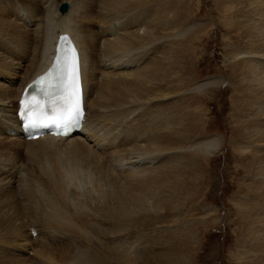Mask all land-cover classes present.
<instances>
[{"label":"bare ground","instance_id":"bare-ground-1","mask_svg":"<svg viewBox=\"0 0 264 264\" xmlns=\"http://www.w3.org/2000/svg\"><path fill=\"white\" fill-rule=\"evenodd\" d=\"M181 1L68 0L63 14L46 8L39 34L33 8L0 0V264H99L107 256L116 264L184 263L183 251H158L148 260L134 240L118 242L129 234L127 226L170 212L182 216L178 201L195 180L199 151L211 155L224 143L217 135L203 136L193 114L169 102L182 94L197 61L192 49L198 31L191 28L198 20H187ZM220 2L235 38L226 49L228 82L242 113L240 137L231 143L242 164L234 201L236 260L264 264V0ZM10 11L14 19L6 16ZM61 33L69 34L79 56L84 131L24 140L16 119L20 94L48 68ZM31 36L41 47L37 65ZM209 85L213 81L193 90ZM122 123L123 132L113 134ZM183 223L170 231L189 236L185 246L191 248L195 228L181 232Z\"/></svg>","mask_w":264,"mask_h":264},{"label":"rangeland","instance_id":"rangeland-1","mask_svg":"<svg viewBox=\"0 0 264 264\" xmlns=\"http://www.w3.org/2000/svg\"><path fill=\"white\" fill-rule=\"evenodd\" d=\"M22 1L24 6L33 8L37 15H35L37 20L35 24L41 27L42 30L39 34H42L44 24L41 23H44L46 8L51 6L57 10L61 2L68 0ZM182 6L188 14L187 20L189 22L198 20V24L191 28L198 31L192 49L196 52L195 57L191 52L192 50L190 51V55L197 61L186 76L187 82L184 83L183 92L180 95L183 96H173L169 102L172 103V106L181 107L184 113L193 114L195 124L200 127L203 136L217 135L222 137L224 143L220 149L211 155L203 156L200 155L199 151L197 160L200 166L197 165L195 169V180L191 182L188 191H183L186 193L178 201L179 210L177 209V213L182 214V216H175L176 214L170 212L167 213L165 219L157 218L158 221L150 220L127 226L129 227V234H122L118 242L127 245L134 240L136 247L140 248L139 251H145L144 255L149 257L148 260H151V256H156L152 253L169 250L170 253L183 251L185 256L181 258L184 263L181 264H239L236 255L239 254L240 232L234 222L237 213L234 201L238 196V182L242 178V175H237V173L242 170V164L241 153L235 151L231 143L240 137L238 136V128H240L241 123L237 119L242 113L240 96L234 91L232 84L228 82L231 77L232 63L226 54L228 42L234 41L235 38H231L229 30H227L228 26L224 24L221 13L224 3H221L220 0H182ZM9 13L6 16L14 19L15 14L12 11ZM27 27L29 26L27 25ZM28 29L31 30L30 27ZM31 37L33 42H30L29 52L32 53L31 56L35 57L34 64H36L40 59L41 47L38 46L39 39L35 36ZM189 43L187 41V44ZM219 77L224 78V80H218ZM209 80L213 81L212 86L209 85L206 89L199 91L193 90L198 83ZM176 112L179 111H174V113ZM125 128L126 125L122 123L116 127L113 134L118 135ZM21 160L23 159L21 158ZM34 163L33 161L32 164ZM32 167L38 171V168ZM181 221L184 222L180 228L181 232H184L186 226L190 229L195 228L193 239L195 243L191 244V248L185 246L190 242L189 236L186 235V237L181 238L173 235V231H170L173 229V225ZM181 241L183 245L176 249L177 244H180ZM93 249H91L92 252H97L95 248ZM123 249L125 248L116 249L117 254L122 255L121 250ZM100 260L102 261L99 264H116L108 256ZM147 264L158 263L152 261L147 262Z\"/></svg>","mask_w":264,"mask_h":264},{"label":"snow or ice","instance_id":"snow-or-ice-1","mask_svg":"<svg viewBox=\"0 0 264 264\" xmlns=\"http://www.w3.org/2000/svg\"><path fill=\"white\" fill-rule=\"evenodd\" d=\"M71 53L57 58L55 67L33 82L43 99L32 96L22 102L23 116L29 125L67 126L80 116L77 59L74 49ZM47 110H51L52 119Z\"/></svg>","mask_w":264,"mask_h":264},{"label":"water","instance_id":"water-1","mask_svg":"<svg viewBox=\"0 0 264 264\" xmlns=\"http://www.w3.org/2000/svg\"><path fill=\"white\" fill-rule=\"evenodd\" d=\"M69 4L67 2L62 3L59 6V12L64 13L68 9Z\"/></svg>","mask_w":264,"mask_h":264}]
</instances>
